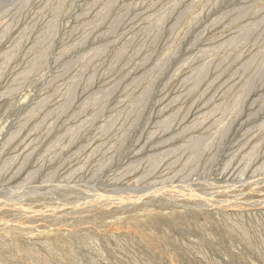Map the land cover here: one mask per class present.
Instances as JSON below:
<instances>
[{"label": "rangeland", "instance_id": "obj_1", "mask_svg": "<svg viewBox=\"0 0 264 264\" xmlns=\"http://www.w3.org/2000/svg\"><path fill=\"white\" fill-rule=\"evenodd\" d=\"M0 264H264V0H0Z\"/></svg>", "mask_w": 264, "mask_h": 264}]
</instances>
